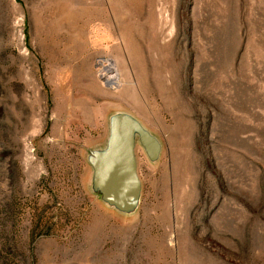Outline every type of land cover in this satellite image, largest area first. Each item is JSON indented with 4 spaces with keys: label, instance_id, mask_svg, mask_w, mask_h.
<instances>
[{
    "label": "rangeland",
    "instance_id": "1",
    "mask_svg": "<svg viewBox=\"0 0 264 264\" xmlns=\"http://www.w3.org/2000/svg\"><path fill=\"white\" fill-rule=\"evenodd\" d=\"M0 264H264V0H0Z\"/></svg>",
    "mask_w": 264,
    "mask_h": 264
},
{
    "label": "water",
    "instance_id": "2",
    "mask_svg": "<svg viewBox=\"0 0 264 264\" xmlns=\"http://www.w3.org/2000/svg\"><path fill=\"white\" fill-rule=\"evenodd\" d=\"M136 132V123L130 117H116L106 150L91 160L96 188L119 208L137 205L139 200L141 182L135 156ZM142 142L151 158H155L160 148L156 140L143 136Z\"/></svg>",
    "mask_w": 264,
    "mask_h": 264
},
{
    "label": "bare ground",
    "instance_id": "3",
    "mask_svg": "<svg viewBox=\"0 0 264 264\" xmlns=\"http://www.w3.org/2000/svg\"><path fill=\"white\" fill-rule=\"evenodd\" d=\"M109 71V70H108ZM112 76V75H111ZM110 77V76H109ZM112 78V77H110ZM116 78V76L114 75L113 79H110V80H114ZM105 79V78H104ZM108 80V79H107ZM118 85V84H117ZM137 201V200H136Z\"/></svg>",
    "mask_w": 264,
    "mask_h": 264
}]
</instances>
